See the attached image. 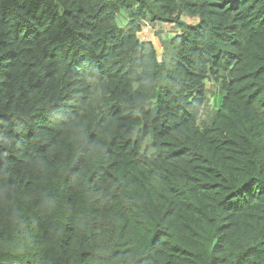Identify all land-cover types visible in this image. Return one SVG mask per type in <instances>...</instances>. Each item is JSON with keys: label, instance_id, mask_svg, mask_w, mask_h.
<instances>
[{"label": "trees", "instance_id": "obj_1", "mask_svg": "<svg viewBox=\"0 0 264 264\" xmlns=\"http://www.w3.org/2000/svg\"><path fill=\"white\" fill-rule=\"evenodd\" d=\"M0 264H264V0H0Z\"/></svg>", "mask_w": 264, "mask_h": 264}, {"label": "rangeland", "instance_id": "obj_2", "mask_svg": "<svg viewBox=\"0 0 264 264\" xmlns=\"http://www.w3.org/2000/svg\"><path fill=\"white\" fill-rule=\"evenodd\" d=\"M155 28L154 30H150V28L147 27L146 32L144 33V35L142 34L141 39L142 40H148V39H153L154 44L159 47V38L155 39V37H159L160 33H163V38L167 37L170 38L172 35V33H174V28L170 25L164 26V25H153ZM163 51L161 50V53ZM208 89L215 90L217 92V90L219 91L218 87H216V85L212 84V83H208Z\"/></svg>", "mask_w": 264, "mask_h": 264}, {"label": "clouds", "instance_id": "obj_3", "mask_svg": "<svg viewBox=\"0 0 264 264\" xmlns=\"http://www.w3.org/2000/svg\"><path fill=\"white\" fill-rule=\"evenodd\" d=\"M148 28H150V30H152V31H153L155 27H154L153 25H150V27H148ZM158 38H159L158 36H157V37H155V39H158ZM152 40H153V39H152ZM159 42H160V41H159Z\"/></svg>", "mask_w": 264, "mask_h": 264}]
</instances>
